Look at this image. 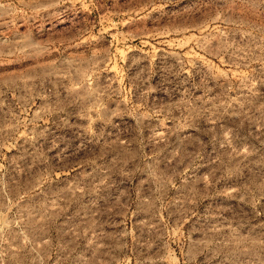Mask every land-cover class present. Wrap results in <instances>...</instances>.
Returning a JSON list of instances; mask_svg holds the SVG:
<instances>
[{"label":"rangeland","instance_id":"rangeland-1","mask_svg":"<svg viewBox=\"0 0 264 264\" xmlns=\"http://www.w3.org/2000/svg\"><path fill=\"white\" fill-rule=\"evenodd\" d=\"M0 264H264V0H0Z\"/></svg>","mask_w":264,"mask_h":264}]
</instances>
